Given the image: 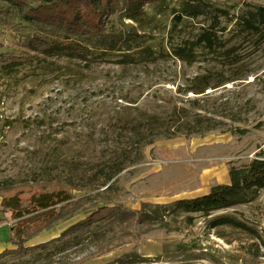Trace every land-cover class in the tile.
<instances>
[{"label": "rangeland", "instance_id": "1", "mask_svg": "<svg viewBox=\"0 0 264 264\" xmlns=\"http://www.w3.org/2000/svg\"><path fill=\"white\" fill-rule=\"evenodd\" d=\"M197 2L228 7L236 15L247 11V3L264 6V0H166L149 6L146 18L139 22L123 20L135 27L141 43L126 58L120 53H100L88 63L66 53L37 54L34 62L18 66L10 74L0 73V184L58 173L56 158L62 155L59 162L76 158L75 150L80 153L86 142L78 135L89 128L100 129L105 124L104 113L122 95L131 93L129 97L141 103L146 95H177L178 86L197 75H208L214 79L212 85L230 81L206 91L212 107L222 106L223 124L205 134L160 139L146 147L143 159L112 182L115 204L135 212L146 205L149 209L200 197L216 185L229 183L231 168L264 155L261 36L224 21L221 27L227 31L220 33L221 48H199L190 63L178 60L172 47L210 24L206 16L185 18L186 28L171 40L175 15L186 3ZM119 22L111 17L108 30L120 31ZM27 33L0 24V55H35L23 46ZM59 147H63L62 154L56 153ZM82 194L76 192L75 196ZM15 213L14 205L8 207L0 200V253L15 248L10 230L22 227ZM88 215L82 211L27 242L26 246L33 247L55 241L44 251L29 252L27 264H264V189L251 203L208 217L168 216V226L155 224L141 235L111 236L97 225L79 232L77 239L73 235L62 238ZM220 216L238 219L258 236L227 226L212 229L211 221Z\"/></svg>", "mask_w": 264, "mask_h": 264}, {"label": "trees", "instance_id": "2", "mask_svg": "<svg viewBox=\"0 0 264 264\" xmlns=\"http://www.w3.org/2000/svg\"><path fill=\"white\" fill-rule=\"evenodd\" d=\"M163 2L166 0H0V24L15 30L25 29L28 33L23 46L32 54L36 53L24 57L0 55V73L10 74L18 66L34 62L37 54L60 56L66 53L88 63L100 53H120L126 58L141 43L135 27L123 20L139 22L146 18L149 6ZM247 7L243 14L236 15L228 7L205 2L186 3L173 19L171 40L186 28L185 18L194 20L206 16L210 24L194 37L172 47V55L190 63L199 48L208 51L221 48L224 43L220 33L227 31V27H221L224 21L241 25L243 32L261 36L259 42L264 43V6L247 3ZM111 17L120 21V31L108 30ZM213 80L208 75H197L178 86L177 95L168 92L146 95L143 103L130 98L131 93L122 95L111 110L104 113L106 117L102 122L105 124L100 129L89 128L78 135L86 142L80 153L75 150L79 154L76 158L59 162L62 155H56L57 175L52 171L43 179L0 184V200L8 207L14 205L15 218L22 226L18 230L11 228L10 240L15 248L0 253V264H27L25 258L29 252L44 251L55 241L33 247L26 246L27 242L82 211L89 213L87 218L68 229L62 238L73 235L77 239L79 232L96 229L97 225L111 236L141 235L155 224L168 226V216L202 214L208 217L216 211L255 201L264 189L263 154L244 166L231 168L229 183L216 185L203 196L178 200L169 206L146 209V205L133 212L116 205L111 196L114 179L139 163L146 147L160 139L205 134L223 124L222 106L212 107L206 91L230 81L224 79L212 85ZM63 151V147L61 150L59 147L56 153ZM76 192L83 194L76 197ZM187 219L190 221L191 217ZM210 224L212 229L227 226L258 236L257 231L236 218L220 216Z\"/></svg>", "mask_w": 264, "mask_h": 264}]
</instances>
